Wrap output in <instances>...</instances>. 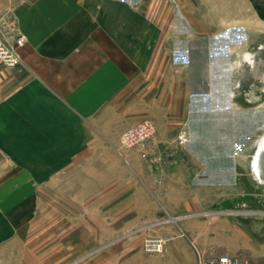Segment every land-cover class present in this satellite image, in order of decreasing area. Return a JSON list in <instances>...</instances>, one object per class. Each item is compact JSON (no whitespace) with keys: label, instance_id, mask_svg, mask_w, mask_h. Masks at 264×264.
<instances>
[{"label":"crops","instance_id":"0c3cea01","mask_svg":"<svg viewBox=\"0 0 264 264\" xmlns=\"http://www.w3.org/2000/svg\"><path fill=\"white\" fill-rule=\"evenodd\" d=\"M250 3L264 12V0ZM174 9L169 0H0V36L11 45L17 35L24 40L21 64L0 65V247L34 218L42 183L67 172L89 146L98 172L100 142L150 118L153 135L123 163L124 227L145 234L156 223L158 235L185 236L180 264L223 253L264 264V216L246 213L263 198L264 183L252 176L253 152L239 146L250 137L237 138L264 126L238 116L259 106L230 99L231 117L196 120L190 53L207 45L169 39ZM187 24L197 28L190 9ZM186 123L193 140L177 147Z\"/></svg>","mask_w":264,"mask_h":264},{"label":"rangeland","instance_id":"374dc122","mask_svg":"<svg viewBox=\"0 0 264 264\" xmlns=\"http://www.w3.org/2000/svg\"><path fill=\"white\" fill-rule=\"evenodd\" d=\"M169 1L175 8L174 28L167 29L169 39L197 40L207 45L204 52L190 53L191 106L195 109L196 120L202 116L208 122L222 117L226 120L233 115L225 109L231 99L237 100L238 104L243 102L241 105L244 106L258 105L256 109L238 110V116L243 120L256 118V122L263 125L264 82L260 80L263 72L261 68L254 67L256 57L252 54L256 53L259 60L264 59L262 8L256 10L259 5L251 4V0ZM188 9L196 14V29L188 28ZM205 20L208 28L204 27ZM21 44L15 40L14 45H8L19 56L17 46ZM236 46H243V56L235 55ZM180 54L184 55V52ZM240 80L243 90L236 91ZM232 87L230 93L228 89ZM253 93L260 97L252 103L248 94L252 97ZM252 110L256 115L251 114ZM181 128L188 129L191 134V139L184 144L177 140ZM247 133L239 134L237 138L245 140L253 135ZM193 137L192 126L183 124L175 134V145L187 147ZM147 140L129 148H118V138L103 140L100 142L98 172L91 171L97 157L91 154L89 146V151L85 150L89 153L75 159L67 172L42 183L43 186L37 190L40 198L34 218L18 238L0 247V264H180L186 259L188 240L185 236L165 238L158 235L154 229L158 226L156 223L145 234L138 225L136 229L124 227L123 163L128 151L141 147ZM82 166L83 171L79 169ZM85 168H89L88 172ZM113 176L115 181L111 179ZM262 197L256 207L264 206V194ZM147 238L164 239L162 251L146 249Z\"/></svg>","mask_w":264,"mask_h":264},{"label":"built area","instance_id":"2783aa9c","mask_svg":"<svg viewBox=\"0 0 264 264\" xmlns=\"http://www.w3.org/2000/svg\"><path fill=\"white\" fill-rule=\"evenodd\" d=\"M16 43L21 44L23 37L21 35L16 36ZM20 62V58L17 55L15 49L8 45L0 36V63L7 66H15ZM154 124L150 118H142L139 121L126 126L120 132L118 136V148H129L136 146L145 140H147L153 133ZM191 139V135L188 129L181 128L177 134V140L184 144ZM142 155H145L142 153ZM247 214L255 216H264V206L252 208L246 210ZM163 218H161L162 220ZM160 220V219H159ZM164 239L158 238L157 240H151L147 238L145 240L146 249L162 251ZM199 264H251L248 257L240 253L235 254H219L217 256L208 257L205 259H199Z\"/></svg>","mask_w":264,"mask_h":264},{"label":"bare ground","instance_id":"6f19581e","mask_svg":"<svg viewBox=\"0 0 264 264\" xmlns=\"http://www.w3.org/2000/svg\"><path fill=\"white\" fill-rule=\"evenodd\" d=\"M255 57H256V60L253 61L254 67L257 66L256 68L262 69L263 73L260 77V80L262 82H264V59L259 60V58L257 59V56H255ZM262 88H264V87H262ZM248 96L250 97L251 100H256V99L258 100L260 97L257 95V93H253L252 97L250 96V94H248ZM240 149H249L253 152V155L251 156L253 158L252 172L251 173H252V176L254 177V179L257 180L256 176L262 173L261 171H259V173H257V171L260 170L261 167L264 168V126L261 127L260 130H258L256 132V134H254L253 136H250L248 142H245L243 145H240ZM262 183H264V182H262Z\"/></svg>","mask_w":264,"mask_h":264},{"label":"water","instance_id":"95a60500","mask_svg":"<svg viewBox=\"0 0 264 264\" xmlns=\"http://www.w3.org/2000/svg\"><path fill=\"white\" fill-rule=\"evenodd\" d=\"M257 177H258V180H260L261 182H264V171L261 174L257 175Z\"/></svg>","mask_w":264,"mask_h":264}]
</instances>
